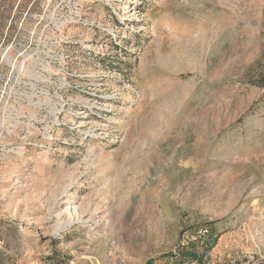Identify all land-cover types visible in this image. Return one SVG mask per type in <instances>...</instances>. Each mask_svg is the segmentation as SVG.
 I'll list each match as a JSON object with an SVG mask.
<instances>
[{
	"label": "rangeland",
	"instance_id": "374dc122",
	"mask_svg": "<svg viewBox=\"0 0 264 264\" xmlns=\"http://www.w3.org/2000/svg\"><path fill=\"white\" fill-rule=\"evenodd\" d=\"M18 1L0 264H264V0Z\"/></svg>",
	"mask_w": 264,
	"mask_h": 264
},
{
	"label": "built area",
	"instance_id": "2783aa9c",
	"mask_svg": "<svg viewBox=\"0 0 264 264\" xmlns=\"http://www.w3.org/2000/svg\"><path fill=\"white\" fill-rule=\"evenodd\" d=\"M41 4L30 1L27 7L22 9L21 3L18 1L15 2L9 11L0 36V87L7 86L11 82L6 76H10L12 73L18 74L17 70L22 69L21 64H19V68L15 64L23 54V52L20 54L21 49L17 44V39L23 33L22 23L32 19L34 8L36 10L42 8ZM2 98V92L0 91V102Z\"/></svg>",
	"mask_w": 264,
	"mask_h": 264
},
{
	"label": "trees",
	"instance_id": "16d2710c",
	"mask_svg": "<svg viewBox=\"0 0 264 264\" xmlns=\"http://www.w3.org/2000/svg\"><path fill=\"white\" fill-rule=\"evenodd\" d=\"M4 5L6 6V3ZM254 85L264 89V73H260L259 79L256 81V83H254ZM218 238L219 236L214 231H212L211 226L209 225L208 229L204 230V233L201 232L200 235H198L197 230L192 234V241H187L182 246H179L175 253H169L165 256L167 263L204 264L206 256L216 246ZM148 264H151V262H148Z\"/></svg>",
	"mask_w": 264,
	"mask_h": 264
}]
</instances>
